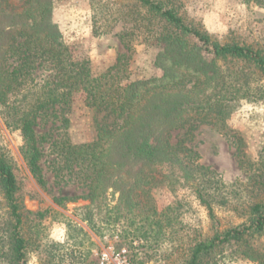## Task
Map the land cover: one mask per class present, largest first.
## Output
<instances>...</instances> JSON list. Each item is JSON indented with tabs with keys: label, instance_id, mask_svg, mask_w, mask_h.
<instances>
[{
	"label": "trees",
	"instance_id": "obj_1",
	"mask_svg": "<svg viewBox=\"0 0 264 264\" xmlns=\"http://www.w3.org/2000/svg\"><path fill=\"white\" fill-rule=\"evenodd\" d=\"M138 1L165 21L157 38L164 45L157 57L164 73L123 84L108 77L118 64L94 75L88 60L73 58L52 19L53 0H0V114L8 126L21 131L22 151L39 185H47L40 162L44 144L51 141L55 184L73 181L86 190L55 197L58 205L89 200L83 207L89 222L99 214L106 220L129 215L139 231L145 227L147 238L159 234L169 220L166 211H158L152 189L189 188L208 210L215 230L190 243L180 264H209L226 244L244 258L264 264V246L258 243L264 237V199L249 204L243 222L219 230L214 204L228 198L223 182L197 162L192 149L171 142L173 130L186 127L193 114L230 133L226 121L241 100L264 99V85L255 82L264 79V51L212 39L185 23L177 8L163 0ZM40 70L49 73L38 80ZM77 100L109 112L115 120L98 125L97 137L90 142L73 143L65 131L51 138L52 126L58 122L59 128L67 126L65 112ZM48 123L51 128L40 133L37 127ZM235 139L244 166L243 140ZM18 188L12 163L0 149V190L7 206L0 212V262L5 264H27L29 239L23 224L33 212L24 209ZM110 189L120 194L115 205L108 199Z\"/></svg>",
	"mask_w": 264,
	"mask_h": 264
},
{
	"label": "rangeland",
	"instance_id": "obj_2",
	"mask_svg": "<svg viewBox=\"0 0 264 264\" xmlns=\"http://www.w3.org/2000/svg\"><path fill=\"white\" fill-rule=\"evenodd\" d=\"M163 1L175 6L185 23L214 40L264 51V0ZM52 19L73 58L88 60L94 75L104 74L115 64L118 67L108 77L114 76L123 84L164 73L157 63L164 45L157 38L165 30V21L138 0H53ZM48 73L38 71L37 79ZM255 82L264 85V79ZM65 114L69 119L65 128H59V122L52 128L48 123L38 126V131L51 128V138L65 131L73 143H83L96 139L98 125L115 120L114 115L97 111L82 100L75 101ZM196 117L193 114L186 127L173 130L171 142L192 149L197 162L213 170L223 182L228 198L225 203L214 204L218 229L223 230L243 222L249 204L264 199V99L241 100L226 121L230 133ZM235 138L243 140L244 166L239 163ZM50 142L44 144L45 154L40 162L47 180L43 187L33 177L24 157L21 131L8 126L0 114V149L16 173L21 204L33 212L27 213L23 224V233L29 239L27 264H103L104 251L124 252L130 264H180L190 243L213 235L215 227L208 210L189 188L173 191L159 185L152 189L158 211H166L169 220L159 234L153 232L147 238L145 227L139 231L136 220L129 215L106 220L99 214L89 222L83 208L90 204L89 200L78 198L58 205L55 197L76 196L86 190L73 181L55 184ZM107 195L111 205L119 201L118 192L110 189ZM6 210L0 190V212ZM258 243L264 246V237ZM104 264L121 263L112 259ZM209 264L256 263L244 258L235 246L226 244L214 253Z\"/></svg>",
	"mask_w": 264,
	"mask_h": 264
},
{
	"label": "built area",
	"instance_id": "obj_3",
	"mask_svg": "<svg viewBox=\"0 0 264 264\" xmlns=\"http://www.w3.org/2000/svg\"><path fill=\"white\" fill-rule=\"evenodd\" d=\"M112 259L120 262L121 264H130V260L127 258L124 252L118 254H111L109 251H104L102 253V263H108Z\"/></svg>",
	"mask_w": 264,
	"mask_h": 264
}]
</instances>
